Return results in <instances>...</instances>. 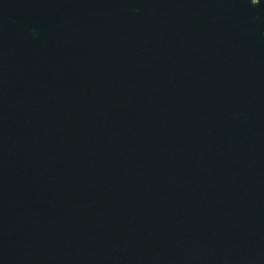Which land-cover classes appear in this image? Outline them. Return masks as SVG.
I'll use <instances>...</instances> for the list:
<instances>
[{
  "label": "water",
  "instance_id": "1",
  "mask_svg": "<svg viewBox=\"0 0 264 264\" xmlns=\"http://www.w3.org/2000/svg\"><path fill=\"white\" fill-rule=\"evenodd\" d=\"M0 264H264V0H0Z\"/></svg>",
  "mask_w": 264,
  "mask_h": 264
},
{
  "label": "snow or ice",
  "instance_id": "2",
  "mask_svg": "<svg viewBox=\"0 0 264 264\" xmlns=\"http://www.w3.org/2000/svg\"><path fill=\"white\" fill-rule=\"evenodd\" d=\"M258 2H259V0H251V3H252L253 5L257 4Z\"/></svg>",
  "mask_w": 264,
  "mask_h": 264
}]
</instances>
